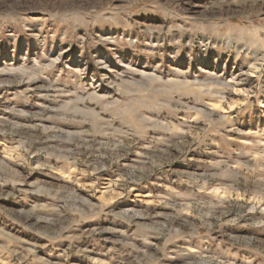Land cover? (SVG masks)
<instances>
[{
  "label": "rangeland",
  "instance_id": "obj_1",
  "mask_svg": "<svg viewBox=\"0 0 264 264\" xmlns=\"http://www.w3.org/2000/svg\"><path fill=\"white\" fill-rule=\"evenodd\" d=\"M0 264H264V0H0Z\"/></svg>",
  "mask_w": 264,
  "mask_h": 264
},
{
  "label": "bare ground",
  "instance_id": "obj_2",
  "mask_svg": "<svg viewBox=\"0 0 264 264\" xmlns=\"http://www.w3.org/2000/svg\"><path fill=\"white\" fill-rule=\"evenodd\" d=\"M229 43L231 44V41H229ZM229 45V44H228ZM78 94V93H77ZM239 178V177H238Z\"/></svg>",
  "mask_w": 264,
  "mask_h": 264
}]
</instances>
